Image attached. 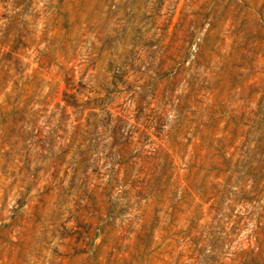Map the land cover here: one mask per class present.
<instances>
[{"label":"rangeland","instance_id":"rangeland-1","mask_svg":"<svg viewBox=\"0 0 264 264\" xmlns=\"http://www.w3.org/2000/svg\"><path fill=\"white\" fill-rule=\"evenodd\" d=\"M0 264H264V0H0Z\"/></svg>","mask_w":264,"mask_h":264}]
</instances>
